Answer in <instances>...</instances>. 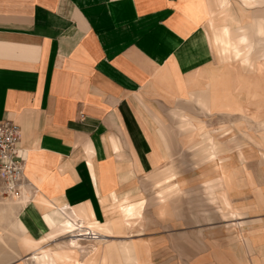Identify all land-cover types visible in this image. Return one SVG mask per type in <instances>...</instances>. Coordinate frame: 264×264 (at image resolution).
<instances>
[{"label": "crops", "instance_id": "0c3cea01", "mask_svg": "<svg viewBox=\"0 0 264 264\" xmlns=\"http://www.w3.org/2000/svg\"><path fill=\"white\" fill-rule=\"evenodd\" d=\"M234 60L264 69V0H0V121L18 125L24 160L0 264L65 251L72 229L59 211L100 232L95 264H197V221L213 216L217 193L219 217L261 218L246 138L206 127L210 113L249 112ZM248 185L254 201L233 203Z\"/></svg>", "mask_w": 264, "mask_h": 264}, {"label": "rangeland", "instance_id": "374dc122", "mask_svg": "<svg viewBox=\"0 0 264 264\" xmlns=\"http://www.w3.org/2000/svg\"><path fill=\"white\" fill-rule=\"evenodd\" d=\"M238 4L236 7L232 8V11L238 9ZM214 51V65L217 67L225 66L226 63L222 62L219 58L216 48L213 46ZM238 60H234L231 63L236 66L237 70L240 74L245 77V87L240 89L239 93L235 95L240 97L245 104L243 106L248 107V113L239 112L236 110L226 111L224 114L220 112L210 113V119L207 120V130L212 131L214 134L221 135V133H226L229 137H236V133L240 134L241 137H245L247 141L246 144V153L244 154L245 162H253L252 165V173L257 174L259 171V166L262 169L261 173V182H262V214L261 218H222L219 217V211L216 210L221 209L222 202H220V196H215V202L212 204L214 210L208 211V213L213 214V216L209 218H204L202 215L199 216L197 221L198 228V252H197V264H264V163H261L258 160H261V152H264V125L261 126V123L264 124V92L260 91L259 86L262 85L260 81V77L264 76V69L241 68ZM219 108V107H217ZM221 108V107H220ZM254 113V117L250 116V114ZM209 116V114H206ZM263 127V128H262ZM253 132H260L261 138L258 142L261 143L260 151L259 149L254 150L252 145L248 144V141L253 142ZM251 136V138H250ZM253 150L256 154L253 153ZM259 151V153H258ZM230 156H234L237 158L235 153H230ZM246 155V156H245ZM259 163V164H258ZM257 170V171H256ZM216 173V172H215ZM250 173V172H249ZM202 178V177H201ZM200 178V179H201ZM219 179V178H218ZM253 181V176L251 178ZM256 181H260V177L258 175L255 176ZM255 181V182H256ZM204 184L205 182H202ZM199 182L198 190L199 194L201 191L205 190V186H202ZM221 185V179H219L218 184L214 186L215 189ZM257 188V187H256ZM245 193L241 195V197L234 196L233 203L235 204H249L254 201V187L246 186ZM200 196V195H199ZM239 198L242 199V203H239ZM219 199V201H216ZM14 203V204H13ZM16 202L11 201L9 199H5L3 204L0 206V210L8 211L11 215L7 219H5L6 223L0 225V232L4 231L5 227L11 222L13 223L16 219H13L14 212L17 207ZM13 206V207H10ZM46 208L47 206L45 204ZM211 206V205H209ZM205 203L199 201L198 203V213H206L205 211ZM233 207V206H232ZM49 209H52L49 207ZM216 209V210H215ZM230 210V209H229ZM50 211H46L45 217L48 221ZM249 214V212H246ZM0 217V222H4ZM11 220V221H10ZM88 220V219H85ZM51 221V220H49ZM8 223V224H7ZM52 223H50L51 225ZM5 226V227H4ZM184 226V224H183ZM67 238V236H66ZM99 238V237H98ZM74 239H76L74 237ZM84 239V240H82ZM79 239V242H82V251L81 256H88V260L91 258H96V252L93 253L90 248V244L94 243L95 239L83 237ZM97 239V238H96ZM5 241V238H4ZM5 244V243H4ZM86 244V246H85ZM55 245V244H52ZM6 245H4L5 248ZM85 246V247H84ZM9 248V246H6ZM7 248V249H8ZM90 248V249H89ZM50 246L43 247L38 250H49ZM77 249V248H76ZM87 249L86 251H83ZM89 250V251H88ZM188 252H182L183 259L185 254ZM20 256V254H19ZM41 262L46 263L50 261V253L44 255ZM35 261V260H34ZM41 262L35 261L36 264H40ZM51 262V261H50ZM71 262V261H70ZM21 264H34L31 259H27ZM50 264H55L51 262ZM72 264V262H71Z\"/></svg>", "mask_w": 264, "mask_h": 264}, {"label": "built area", "instance_id": "2783aa9c", "mask_svg": "<svg viewBox=\"0 0 264 264\" xmlns=\"http://www.w3.org/2000/svg\"><path fill=\"white\" fill-rule=\"evenodd\" d=\"M18 125L10 120L0 121V203L7 199H16L22 195L23 156L17 143ZM83 233L86 238L96 239L100 232L87 228Z\"/></svg>", "mask_w": 264, "mask_h": 264}, {"label": "bare ground", "instance_id": "6f19581e", "mask_svg": "<svg viewBox=\"0 0 264 264\" xmlns=\"http://www.w3.org/2000/svg\"><path fill=\"white\" fill-rule=\"evenodd\" d=\"M55 222L57 225L62 226L63 227L62 229H64V230L67 229L69 231L70 229H72L71 237L69 238V240H67V244L64 243V246H66L65 251L62 250V248H61V247H63V245L56 244L53 247V249H54L53 253L50 251L51 248L49 250H42L39 252H33L31 254L32 259L39 260L41 257L44 258L45 257L44 255L50 253L51 258L55 261L57 259H62L63 255H65V257H69V260L72 262V264H95L96 258H91L89 260L87 259L86 261L81 262V261H79V259L77 257V253L79 251H82V247H83L82 242H79V239H82L85 236L83 233L86 232L85 229H87V228L83 227V225L80 221H76L75 223H73V220H70L68 217L62 216V211L58 212L57 217L55 218ZM20 224H21V222H20ZM74 237L76 239H74ZM82 240H84V239H82ZM96 240H98V239H96ZM13 241H14V237L12 238V242ZM6 243H8V238H5V241H3L2 245L9 246V244H6ZM94 249H92L93 252L95 251ZM7 251H8V254H10V258H15V252L10 251V250H7ZM9 251H10V253H9Z\"/></svg>", "mask_w": 264, "mask_h": 264}]
</instances>
